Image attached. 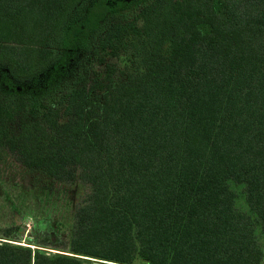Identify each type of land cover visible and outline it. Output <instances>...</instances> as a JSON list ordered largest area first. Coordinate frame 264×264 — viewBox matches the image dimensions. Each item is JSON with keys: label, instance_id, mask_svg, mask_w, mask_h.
Wrapping results in <instances>:
<instances>
[{"label": "trees", "instance_id": "16d2710c", "mask_svg": "<svg viewBox=\"0 0 264 264\" xmlns=\"http://www.w3.org/2000/svg\"><path fill=\"white\" fill-rule=\"evenodd\" d=\"M0 148L84 189L0 264H260L264 0H0Z\"/></svg>", "mask_w": 264, "mask_h": 264}, {"label": "rangeland", "instance_id": "374dc122", "mask_svg": "<svg viewBox=\"0 0 264 264\" xmlns=\"http://www.w3.org/2000/svg\"><path fill=\"white\" fill-rule=\"evenodd\" d=\"M127 57L128 55H123L116 59L118 75L121 77L124 76L121 71L130 65ZM83 192L80 184L68 186L41 171L22 167L9 152L0 148V230L6 227H24L21 231H14L7 239L0 236V240L13 241L12 239L17 238L20 241L16 242L27 244L30 238L35 243L39 239L38 233L43 231L69 239L73 209ZM29 245L36 247L34 244ZM260 245L263 251L260 264H264L263 240ZM134 264L144 263L138 259Z\"/></svg>", "mask_w": 264, "mask_h": 264}, {"label": "water", "instance_id": "95a60500", "mask_svg": "<svg viewBox=\"0 0 264 264\" xmlns=\"http://www.w3.org/2000/svg\"><path fill=\"white\" fill-rule=\"evenodd\" d=\"M23 228H24V227H22V226L20 227V229H23ZM85 264H86V263H85Z\"/></svg>", "mask_w": 264, "mask_h": 264}]
</instances>
